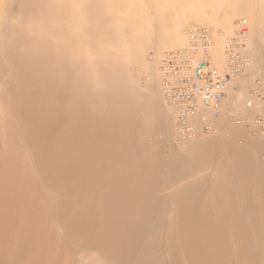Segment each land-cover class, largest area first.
<instances>
[{"label": "bare ground", "instance_id": "bare-ground-1", "mask_svg": "<svg viewBox=\"0 0 264 264\" xmlns=\"http://www.w3.org/2000/svg\"><path fill=\"white\" fill-rule=\"evenodd\" d=\"M19 1L16 18L5 20L0 13V264H64L65 236L73 252L89 254L92 264H264V171L261 191L238 195L245 201L246 226L230 191L217 193L218 200L212 192L200 200L197 193L184 197V187L164 176L150 184L157 188L162 181V193L143 192L135 181L129 188L130 169L110 178L125 159L115 157L109 135L100 141L99 134L118 125L83 80L89 72L85 52L96 38L84 8L92 0H41L53 2L47 6L26 0L24 7ZM25 7L33 10L36 26L24 27ZM108 39L119 45L116 37ZM147 44L149 56L156 42ZM200 106V112L210 107L214 114L211 104ZM222 109L221 103L219 114ZM183 139L178 143L193 138ZM245 148L243 157L232 158L238 168L217 169L216 175L252 183L249 159L264 150V141L251 140ZM157 217L165 221L163 230H151Z\"/></svg>", "mask_w": 264, "mask_h": 264}, {"label": "rangeland", "instance_id": "rangeland-1", "mask_svg": "<svg viewBox=\"0 0 264 264\" xmlns=\"http://www.w3.org/2000/svg\"><path fill=\"white\" fill-rule=\"evenodd\" d=\"M38 1L43 6L53 3ZM17 2H0V13L5 20L17 17ZM19 2L22 7V2L28 3L26 0ZM15 5L16 9L12 11ZM84 8L91 12L86 23L96 38L89 42L90 47L85 52L89 72L83 75V80L88 83V92L93 98L102 99V111L114 114L118 125L114 126L118 128L116 131H100L99 139L103 141L105 134L109 135L116 143L115 157L117 154L118 160L125 159V162L120 160L121 164H117L110 178L130 169L133 176L126 179L129 188L135 181L143 186V192L162 193L165 191L162 181L157 188L150 184L153 177L164 176L170 178L172 186L181 184L184 187V197L197 193L200 200H204L209 192L215 195L223 192L226 195L230 191L238 204L237 217H243L239 222L246 226L248 218L241 211L245 201L239 200L238 195L247 196L261 191L264 150L249 159L254 171L252 183L243 181L234 184L217 176L216 171L238 168L240 163L232 162V158L237 155L243 157L247 149L243 152L242 148L249 141H264V0H92ZM146 8L151 11H146ZM26 9L24 27H28L29 23L36 26L31 17L33 10ZM39 12L46 15L43 9L36 8V13ZM254 15L258 16V23H255ZM123 16L129 17L122 19ZM242 19L250 27V36L242 50L247 60L246 67L226 91L222 112L216 116L210 107H204L202 113L200 108L203 106H200L193 114L198 122H193L190 116L187 119L190 127L195 129L193 136L189 137L193 139L178 143L184 137L179 134L176 110L167 102L162 90L158 67L161 53L182 47L186 41L185 31L191 26L210 27L214 31H221L224 37H230ZM110 36L119 39V47L109 41ZM223 39L217 38L212 50L214 62L221 69L225 60ZM148 42H156L149 56L145 54ZM178 44L181 45L175 46ZM137 49L138 52L134 54ZM216 58L219 62H216ZM156 71L160 76L163 103ZM246 98L254 101L247 105L249 101ZM166 107L172 111L173 117ZM203 115L205 118L200 121ZM205 125L210 127L207 132L203 129ZM112 141L109 140L104 146L112 144ZM235 145L239 148L234 149ZM112 160L113 157L110 158ZM147 178L149 180L146 181ZM212 198L216 199L214 196ZM163 224L165 221L157 217L153 223V227L157 228L151 227V230H163ZM107 238H114L113 231L107 234ZM67 239L63 237L67 243L61 254L63 263L92 264L89 254L83 257L73 252ZM127 248H132L131 242ZM165 256L168 258L166 253Z\"/></svg>", "mask_w": 264, "mask_h": 264}, {"label": "built area", "instance_id": "built-area-1", "mask_svg": "<svg viewBox=\"0 0 264 264\" xmlns=\"http://www.w3.org/2000/svg\"><path fill=\"white\" fill-rule=\"evenodd\" d=\"M249 33L250 27L245 19L238 22L230 37H224L221 31L210 27L194 25L185 31L186 41L182 47L161 53L158 67L162 90L167 102L176 110L182 137L193 136L195 129H191L187 119L198 111L202 101L211 104L214 114L219 115L218 108L226 95V88L247 65L242 50ZM219 37L224 38L222 69L214 62L212 51ZM203 129L207 132L210 127L205 125Z\"/></svg>", "mask_w": 264, "mask_h": 264}]
</instances>
